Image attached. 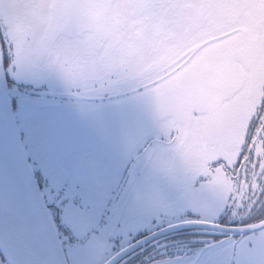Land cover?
I'll use <instances>...</instances> for the list:
<instances>
[{"label":"flooded vegetation","instance_id":"flooded-vegetation-1","mask_svg":"<svg viewBox=\"0 0 264 264\" xmlns=\"http://www.w3.org/2000/svg\"><path fill=\"white\" fill-rule=\"evenodd\" d=\"M72 3L74 1L70 0L65 5V12ZM157 3L144 16L132 19L134 27L129 30L132 32L129 35L131 40L126 41L124 46L129 47L131 42L133 46L127 52L137 51V41L143 34L156 39L151 35L155 26H160L157 25L160 17L164 15L162 18L166 19L167 14L164 13H167L169 5L178 3L182 9L186 2L160 0ZM259 3L264 5L260 0ZM47 7L49 4L39 0H0V43L12 65L8 69L5 64V71H19L13 62V58H17L14 47L19 41L24 45L25 60L29 59L26 68L35 71L31 65L41 66L42 62L38 80L17 76V81L12 80L7 85L13 111L19 117L25 113L26 130H32L28 135L22 133L21 137L23 140L25 136L30 138L33 153H46L48 157L45 162L41 155L42 161L35 167V179L45 194L43 197L67 262L106 264L126 251L113 264H264V251L257 252V257L250 239L264 230V78L260 81V90L255 93L256 101L243 133L232 141L226 154L212 151L217 158L225 161V166L221 167L220 172L213 171V175L217 176L218 194L213 195L210 206L202 207L207 210L212 207L219 213L217 220L207 224L198 219L201 225H190L183 221L146 230L142 226L146 217L141 216L136 206V193L143 190L149 192L150 189L154 191L150 185L155 175L152 160L159 163L156 167V175L159 176L160 169L165 165L164 159L172 153L171 145L165 143L160 132V125L164 121L147 124L156 119L151 97L158 87L157 82L185 54L190 57L184 70L187 73L193 63L192 57L199 48L174 55L173 46H170L167 55L152 63L146 71H161L159 78L125 92L106 90L96 97L80 98V105L77 106L79 112L92 116V126L87 130H71L68 107L74 108L76 102L67 99L61 89L62 74H47L45 62L41 60L37 64L33 60L38 53V45L48 31ZM7 15L12 19V26L19 25L16 28L19 33L15 36L13 31L11 33L4 28ZM242 16L240 21V17L237 18L234 13L233 22L221 27L218 25L217 34L211 38L218 56L212 59L215 64L212 63L214 65L211 64L209 69L215 66L225 69L230 62L232 65L233 57L243 51L253 55L264 68V7H248ZM177 17V23L184 19L181 14ZM164 26L167 27V24ZM58 27L56 25L54 28L56 32L60 31ZM52 33L53 30L49 33L50 39ZM55 37L56 42L49 43V52H39V56L78 52L61 46L63 41L73 39ZM80 47L79 52L94 50L90 37ZM123 56L122 52L116 50L108 57L106 67L112 68V65L129 61ZM101 70L103 74L106 72L105 67ZM146 72L144 75H147ZM199 77L193 75L189 82L197 96L195 85ZM53 85L55 88L50 90L49 87ZM212 94L217 93L213 91ZM128 97L133 100V107L127 103ZM205 97L212 95L208 93ZM87 104H91V108ZM134 119L143 123L138 125ZM140 127H144L146 133L140 134ZM241 155L247 158L233 171L232 165ZM205 158H209V155L196 151L192 163H204L210 167L212 161ZM48 173L49 178L44 179ZM141 174L143 177L139 185L138 177ZM160 174L164 176V169ZM194 179L200 183L207 182L202 176ZM200 183L196 186L199 187ZM186 215L195 216L190 213ZM251 229L249 233L241 232Z\"/></svg>","mask_w":264,"mask_h":264},{"label":"rangeland","instance_id":"rangeland-1","mask_svg":"<svg viewBox=\"0 0 264 264\" xmlns=\"http://www.w3.org/2000/svg\"><path fill=\"white\" fill-rule=\"evenodd\" d=\"M39 1L49 4V7H47L46 14L48 31L38 45V53L49 52V43L51 41L56 42L55 36H64L68 39L69 31L73 40L63 41L61 46L78 51L41 56L37 53L36 56H33V60L37 64L41 60L45 62L47 74L55 72L62 74L61 89L66 93L67 99L76 102L74 108L68 107L69 112L67 114L70 120L69 125L72 126L70 127L71 130H87L88 127L92 126L90 124L92 116L83 115L84 112H79L77 106L80 105L78 104L81 102L80 98L85 96L96 97L106 90L118 93L125 92L130 88L159 78L161 71L155 70L148 73L146 71L152 63L160 61V58L167 55L168 47L173 46L174 55H179L185 50L190 51L199 48L192 57L191 68L185 74L190 73L189 82L193 79V75L200 76L195 85L198 96L202 95L201 98L209 102L216 111V119L207 130L196 151L206 156L213 155L212 151L215 154H226L232 141L243 133L250 118L248 115L253 111V104L256 101L255 93L262 86L260 84L264 78L262 63H258L253 55L243 51L233 57L232 65L231 62L229 63L228 67L229 69L232 67L231 70H227V65L225 69L220 66L209 69L210 65L214 63L212 59L218 56L211 38L217 34L218 25L221 27L234 21V13L237 14V18L240 17V21L242 20V12L246 8L248 9V7L242 6L243 0H185L186 3L182 9L178 3L169 5L167 13H164L167 14L166 19L162 18L164 15L160 17L159 23H157L160 26H155L151 35L156 39H152L148 35H141V39L139 42L137 41V51L133 50L130 53L127 51L133 46V43L131 42L129 47L124 45L126 41L131 40L129 35L132 32L129 30L134 27L132 19L135 20V18L144 16L143 14L155 8L160 0H73L74 3L71 4L67 12H65V5L70 0ZM165 2L163 3L165 4ZM260 2L264 3V0H260ZM5 6L7 7V3ZM179 14L183 15L184 19L177 23ZM0 21L2 23L1 11ZM6 21L7 23L4 21V28H7L8 32L12 33L13 31V36L19 33L16 29L19 25L12 26L10 16L7 15ZM165 24L167 27L164 26ZM56 25L59 26V32L54 29ZM52 30V38L50 39L48 36L51 35L49 33ZM241 31L245 32L243 27ZM137 32L141 34L139 30ZM89 37L94 50L79 52L80 45L83 46ZM116 50L122 52L123 58L129 61L107 68L106 61ZM14 53L17 54V58H13V62L18 70H20L21 65L26 67V62L29 59L25 60L24 45L21 44V41L15 45ZM40 65L31 66L34 67L35 71H38L42 67V62ZM103 67L106 70L104 74L101 70ZM144 71L147 75H144ZM141 72L143 73L141 74ZM49 88L51 90L55 88V85ZM213 91H216L217 94H212ZM208 93H211L212 97L206 98L205 95ZM126 100H129L127 103L133 107V100H130V97ZM87 105L88 108L92 106L91 104ZM13 115L20 137L22 133L24 135L30 134L32 130L31 132L26 130L28 126H26L27 123L24 119L25 113L19 117L13 111ZM134 120L137 121L136 124L138 125L143 123L142 120ZM161 120H150L147 124L151 125V123L161 122ZM138 129L139 132H142L140 134L146 133L144 127ZM21 143L26 158H28L30 169L34 173L35 167L41 163L42 158L46 160L48 157L46 153L37 154L35 151L33 153L28 136H25L24 140L21 137ZM171 152V155L164 159L165 165L160 169L161 171L164 169V176L160 174L161 171L158 173L159 176L156 175V167L159 163L152 160V169L155 175L152 176L154 178L150 185L154 191L150 189L149 192L143 190L136 193L138 194L136 206L141 216L146 217L142 226L146 230H152L155 227L174 225L185 221V217H189L186 215L187 213L197 216L199 221L207 224L216 221L219 213H216L212 207L207 210L201 205L196 208L195 212L191 207L182 210L183 184L186 178L191 177V174L187 172L185 159L172 150ZM189 159L193 162L194 153ZM205 159L209 160V158ZM42 171L44 172V170ZM141 177L143 174L138 177L139 185L142 182ZM47 178H49V173L44 179ZM43 193L42 195L45 196ZM250 239L255 246L253 253H256L258 257L257 252L264 251V230L257 235H252ZM63 253L65 252L63 251ZM0 264H4V262L1 261Z\"/></svg>","mask_w":264,"mask_h":264},{"label":"snow or ice","instance_id":"snow-or-ice-1","mask_svg":"<svg viewBox=\"0 0 264 264\" xmlns=\"http://www.w3.org/2000/svg\"><path fill=\"white\" fill-rule=\"evenodd\" d=\"M242 6L264 7L259 3V0H243ZM68 39H73L70 31ZM4 47L6 48L7 45L5 44ZM0 61L6 64L8 69H11L12 65L2 48H0ZM189 61L188 54L176 61L172 69L164 75L162 80L157 82L158 87L153 92L151 103L154 105L156 119L164 121L160 125V132L163 133L165 143L171 145V150L185 159L187 172L191 174V177L186 178L183 184L182 210L191 207L195 212L198 206H210L211 198L214 194H218L216 193L217 176L213 175V171L220 172L221 167L225 166V161L213 154L209 156L212 161L211 166L206 167L204 163H192L189 159L191 154L199 148L207 130L216 119V111L213 106L191 90L190 73L186 75L184 71L187 69ZM40 75L41 71H33L21 65L20 70L16 73L10 70L5 71L0 84H4L6 80L7 83H11L12 80H16L17 76L38 80ZM0 103L6 106L7 97H0ZM246 158L243 155L238 156L236 163L232 165L233 171H236L237 166ZM200 176L205 177L207 182L200 183L194 179V177ZM197 183H200L199 187L196 186ZM253 206L255 207V205ZM185 221L190 225H201L195 216H186Z\"/></svg>","mask_w":264,"mask_h":264},{"label":"water","instance_id":"water-1","mask_svg":"<svg viewBox=\"0 0 264 264\" xmlns=\"http://www.w3.org/2000/svg\"><path fill=\"white\" fill-rule=\"evenodd\" d=\"M4 73V64L0 61V80ZM4 96L7 97V105L0 103V169L8 171L14 187L25 201L32 225L30 235H36L42 250H37L28 239L30 235L22 232L0 202V256L4 264H68L46 201L22 148L7 80L0 84V97ZM251 231L252 229L241 232ZM125 253L126 251L120 253L106 264H113Z\"/></svg>","mask_w":264,"mask_h":264},{"label":"bare ground","instance_id":"bare-ground-1","mask_svg":"<svg viewBox=\"0 0 264 264\" xmlns=\"http://www.w3.org/2000/svg\"><path fill=\"white\" fill-rule=\"evenodd\" d=\"M14 182L11 180L7 170L0 169V202L6 208L7 212L12 216L15 223L25 235L31 234V222H29L30 215L27 210L25 201L19 195L18 191L14 187ZM31 243L41 251V243L38 242L36 235L32 234L28 237Z\"/></svg>","mask_w":264,"mask_h":264}]
</instances>
